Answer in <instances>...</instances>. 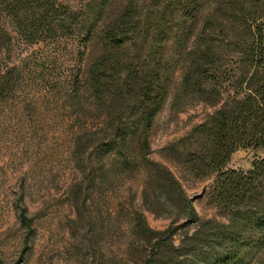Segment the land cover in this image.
I'll list each match as a JSON object with an SVG mask.
<instances>
[{
    "label": "rangeland",
    "instance_id": "374dc122",
    "mask_svg": "<svg viewBox=\"0 0 264 264\" xmlns=\"http://www.w3.org/2000/svg\"><path fill=\"white\" fill-rule=\"evenodd\" d=\"M68 2L83 12L74 34L36 43L14 31L0 6V27L11 34L4 44L0 33V75L6 81L0 100V264H126L135 258L127 251L135 220L143 215L157 231L170 224L163 215L169 211L158 210L155 216L141 203L146 184L153 183H147L137 164L138 141L143 139L149 158L172 170L198 216L227 223L228 213L209 203L216 174L194 180L169 147L181 152L196 125L245 93L242 79L255 67L253 34L260 30L264 35V0ZM124 8L131 14L121 25L128 28L129 39L111 50L97 36ZM183 23L191 35L182 32ZM195 35L203 43L202 59L192 43ZM105 52L119 64L110 59L104 77L108 87L94 90L86 70ZM195 60L204 64L198 75L192 69ZM258 70L264 71V65ZM126 74L130 80L125 87ZM186 75L189 82L183 81ZM195 80L210 92L192 94ZM149 82L151 97L162 94L146 129L138 122L149 104L138 85ZM114 134L118 139L112 155L96 154L102 159L96 163L93 145ZM260 159L264 149L238 148L226 168L246 171ZM23 208L32 218L28 231L19 220ZM181 222L165 239L175 247L185 232L197 229ZM246 252L241 264H264L262 249Z\"/></svg>",
    "mask_w": 264,
    "mask_h": 264
},
{
    "label": "trees",
    "instance_id": "16d2710c",
    "mask_svg": "<svg viewBox=\"0 0 264 264\" xmlns=\"http://www.w3.org/2000/svg\"><path fill=\"white\" fill-rule=\"evenodd\" d=\"M183 1L197 3L198 0ZM0 6L3 15L11 20L14 31L30 43L61 35H73L83 18V12L71 6L68 0H0ZM130 15V9L124 8L109 18L98 34L97 37L106 41L111 50H117L127 43L128 28L121 25L124 26ZM183 16L192 20L186 12H183ZM181 29L183 33L187 31L191 35L190 27L185 23L181 25ZM0 33L4 44L11 41L10 32L3 26L0 27ZM86 35V39H89L90 35ZM253 35L255 67L242 79L246 83L245 93L225 102L206 122L196 125L181 152L174 146H167L177 153L179 163L194 180H204L216 174L208 193L209 203L227 212L228 222L201 219L172 170L150 159L148 144L145 139L139 140L137 164L145 172L147 183H154L146 184L141 193V203L145 211L155 216H158V210L159 213L169 211L163 215L170 219V224L165 230L157 231L146 224L143 215L135 220L131 224L133 229L130 228V238L135 242L133 239L128 240L127 246L128 257L134 254L135 258H128L126 264H241L248 254L246 249L256 247L264 252V159L254 161L246 171L226 168L232 153L238 148L264 149V71L258 70L264 65V35L260 30ZM193 37L195 53L202 59L205 54L201 50L203 43L201 44L199 35ZM110 59L115 62L113 65L119 64L107 52L97 56L89 64L86 79H91L94 90L108 87L104 77L105 69L112 65ZM195 63L192 69L198 75L204 64L201 60H195ZM4 78V75H0V100L3 99L6 83ZM128 80L130 75L126 74L123 80L125 87ZM183 81L189 82L190 79L186 75ZM150 83L144 84V87L143 84L138 85L141 98L149 104L138 122L146 129L150 127L158 109L155 102L159 101L160 107L162 94L159 91V97L158 94L155 98L151 97L153 91L149 88ZM190 88L192 94L200 97L210 92L198 80ZM205 103L214 104L216 101ZM117 139L118 136L114 134L108 140H103L106 142L93 145L96 163L102 161V155L111 153ZM96 154L101 157L97 158ZM68 192L69 197L75 196L73 187ZM19 220L27 231L30 230L32 218L24 208L20 211ZM180 221V226L193 223L197 229L190 235L185 232L175 247L165 239L177 231L175 224ZM162 246L168 247L166 251L161 249Z\"/></svg>",
    "mask_w": 264,
    "mask_h": 264
}]
</instances>
